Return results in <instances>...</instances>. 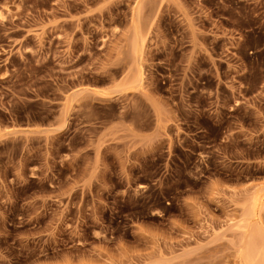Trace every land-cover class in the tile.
<instances>
[{
    "label": "rangeland",
    "instance_id": "1",
    "mask_svg": "<svg viewBox=\"0 0 264 264\" xmlns=\"http://www.w3.org/2000/svg\"><path fill=\"white\" fill-rule=\"evenodd\" d=\"M0 264H264V0H0Z\"/></svg>",
    "mask_w": 264,
    "mask_h": 264
}]
</instances>
